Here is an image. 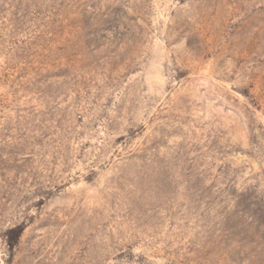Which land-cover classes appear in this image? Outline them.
<instances>
[{
	"label": "rangeland",
	"instance_id": "obj_1",
	"mask_svg": "<svg viewBox=\"0 0 264 264\" xmlns=\"http://www.w3.org/2000/svg\"><path fill=\"white\" fill-rule=\"evenodd\" d=\"M0 264H264V0H0Z\"/></svg>",
	"mask_w": 264,
	"mask_h": 264
}]
</instances>
